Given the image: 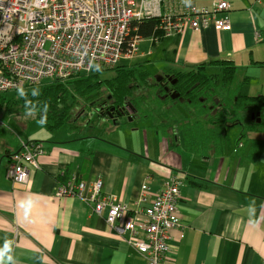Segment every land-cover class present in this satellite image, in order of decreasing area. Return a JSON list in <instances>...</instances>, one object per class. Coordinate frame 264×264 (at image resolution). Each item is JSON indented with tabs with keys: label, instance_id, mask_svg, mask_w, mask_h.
I'll list each match as a JSON object with an SVG mask.
<instances>
[{
	"label": "crops",
	"instance_id": "0c3cea01",
	"mask_svg": "<svg viewBox=\"0 0 264 264\" xmlns=\"http://www.w3.org/2000/svg\"><path fill=\"white\" fill-rule=\"evenodd\" d=\"M227 1L231 30L188 29L158 43L142 37L135 59L155 56L166 64L159 75L227 60L235 66L233 82L238 77L240 92L255 96L243 93L242 86L264 78V0ZM186 2L211 6L214 0ZM181 7L180 0H168L162 10ZM181 107L175 106L177 117L167 123L166 133L148 124L109 129L105 123L104 137L87 123L52 132L40 122L32 134L18 137L10 131L0 148V247L11 241L14 264H146L85 202L55 195L73 174L87 181L102 177L103 193L115 194L131 208L143 184L155 197L165 180L180 174L182 227L171 232L174 264H264V152L251 161L248 149L233 155L222 145L188 146L180 127L191 119ZM22 142H41L44 155L29 183L16 185L6 168ZM241 143L244 148L246 142Z\"/></svg>",
	"mask_w": 264,
	"mask_h": 264
},
{
	"label": "built area",
	"instance_id": "2783aa9c",
	"mask_svg": "<svg viewBox=\"0 0 264 264\" xmlns=\"http://www.w3.org/2000/svg\"><path fill=\"white\" fill-rule=\"evenodd\" d=\"M167 1L0 0V94L18 92L21 86L27 89L52 80L67 81L92 72L95 64L105 69L135 59L142 40L137 24L149 19L157 20L150 37L153 43L188 29L231 30L227 0H214L211 6L180 0L179 11L165 13L162 7ZM43 155L41 142H22L10 154L7 178L16 185H27ZM182 185L181 175L174 174L150 197L148 185L143 184L131 208L115 194L103 193L102 177L87 181L73 174L59 184L55 195L85 202L146 264H174L170 241L172 230L182 227Z\"/></svg>",
	"mask_w": 264,
	"mask_h": 264
},
{
	"label": "trees",
	"instance_id": "16d2710c",
	"mask_svg": "<svg viewBox=\"0 0 264 264\" xmlns=\"http://www.w3.org/2000/svg\"><path fill=\"white\" fill-rule=\"evenodd\" d=\"M156 24V19L137 24L138 34L141 37L151 36ZM213 66L221 67L222 74L209 72ZM112 69L117 74L112 79L105 80L111 91V97H108L110 109L128 107L129 112L132 111L133 121L147 123L150 127L166 133L169 129L167 123H172L177 117L172 108L180 105L186 109L191 119L183 122L181 132L186 144L196 150L199 145L221 147L228 128L241 124L240 117L246 113L251 115L247 123L248 130L256 131L264 127V95H244L240 92V86L236 90L232 89L230 86L236 69L230 61L216 60L190 70L167 71L166 73H172L176 80L173 89L180 93L177 98H172L164 92L160 93L153 76L143 64L129 68L120 67L119 64ZM101 73L102 71L93 70L67 81H48L36 87L39 90L36 96L31 94L34 89L28 91V95L23 98L18 96V92H15L17 96L12 97H7L6 93L0 94V108L8 113L34 110L37 120L52 132L65 125L76 130L80 128L79 125L85 126L88 121L80 116L78 118L81 120L76 119L73 122V110L78 99L76 97L88 101L96 98L100 101V88L104 84V80L99 78ZM67 85H71L73 91ZM149 99L151 102H147ZM97 103L104 104L105 101ZM118 108L117 110H120ZM104 116L112 127L122 125L118 123L120 120L106 113L99 115ZM42 120L45 122L42 123ZM133 121L125 124L133 125ZM250 140L251 146L247 155L251 161H257L264 152V140ZM246 145H249V141Z\"/></svg>",
	"mask_w": 264,
	"mask_h": 264
},
{
	"label": "rangeland",
	"instance_id": "374dc122",
	"mask_svg": "<svg viewBox=\"0 0 264 264\" xmlns=\"http://www.w3.org/2000/svg\"><path fill=\"white\" fill-rule=\"evenodd\" d=\"M144 64L145 68L153 75L158 76L159 74L156 73H162V67H166V64L162 63L159 60H155V56L150 57L148 60H142L141 62H138L136 59L134 60H122L120 62V67L123 68H129L138 66V64ZM118 66V65H117ZM115 66V67H117ZM114 68V67H113ZM209 72H221V67H211L209 69ZM116 71L112 68H105L102 70V73L100 74L99 78L100 80H104L103 86L100 88V101H97L95 99H90V101L85 100L83 98H78L76 102V108L73 110V116L72 120L73 122L78 119L81 120L80 117L84 120H88L87 124L92 128L93 132H99L98 134H102V136L107 137L108 133L107 131H103V128H101L103 125L109 124L107 127L110 129L111 124L107 121L102 122L101 117H99L97 112V107H99L101 104L97 102H103L108 100V97H111V91L109 90V87L106 86V81L108 79H112L114 75H116ZM240 74V73H239ZM263 77L259 76V81L253 80L252 83L249 84H243V93L245 94H252V95H259L260 93H264V82ZM154 80V79H153ZM155 81V80H154ZM70 90L73 91L71 85H67ZM38 86H32L25 89L26 92L31 91L33 89H36ZM232 89L236 90L239 88L238 86V77L234 80L233 83H231L230 86ZM15 95L14 91H10L6 93L7 97H12ZM17 96V94L15 95ZM75 98V99H76ZM147 102H151V99H149ZM171 103H169L170 105ZM168 105V106H169ZM180 106V105H179ZM181 111L183 108H180ZM179 109V110H180ZM172 110L176 113L177 112L172 108ZM27 112H30V115H27ZM86 113V114H85ZM183 113V112H182ZM36 111H17L14 113H8L5 109L0 108V148L3 147V144L6 143L5 139H7L10 134L16 133L18 137H21L22 135H25L26 133L32 134L35 132L36 127L41 126L39 121L35 118ZM85 114V118L82 117V115ZM251 115L249 113L241 115L240 120L241 124L232 125L228 128V131L225 135L222 148L225 152H230L233 155L243 153V151L247 150L251 146V140L252 138H260L264 139V127L260 128L259 130L252 131L248 130V121L250 120ZM135 125H144L147 126V123L137 122L136 120L133 121ZM183 122V121H181ZM180 124V122L178 121ZM178 124V125H179ZM182 124V123H181ZM177 125V126H178ZM243 125V126H242ZM87 126V125H86ZM125 127L130 126V124L124 125ZM133 126V125H132ZM181 126V125H179ZM87 128V127H85ZM244 130V131H243ZM12 131V133L10 132ZM242 134L244 136H242ZM245 141L246 143L249 141V145H246L244 148L240 146V142Z\"/></svg>",
	"mask_w": 264,
	"mask_h": 264
},
{
	"label": "flooded vegetation",
	"instance_id": "af4514ba",
	"mask_svg": "<svg viewBox=\"0 0 264 264\" xmlns=\"http://www.w3.org/2000/svg\"><path fill=\"white\" fill-rule=\"evenodd\" d=\"M158 77L161 78L157 80ZM153 79L155 80V84L158 85V90L160 93L164 92L166 95H171V93L174 91L173 86L175 85L176 80L172 73H164L158 76H153ZM110 105L111 104L109 102V99L106 100L104 104H101L99 107H97L96 114L101 115L106 113V115H110L112 118L116 120H121L124 116H129L132 113V111L129 112V110L127 109L128 107L125 106H122V108L116 107L114 108V110H112V108L110 109L109 107ZM117 108L120 110H117ZM85 114L82 115L83 118H85Z\"/></svg>",
	"mask_w": 264,
	"mask_h": 264
},
{
	"label": "clouds",
	"instance_id": "9594fccd",
	"mask_svg": "<svg viewBox=\"0 0 264 264\" xmlns=\"http://www.w3.org/2000/svg\"><path fill=\"white\" fill-rule=\"evenodd\" d=\"M95 70L96 71H102L101 66L99 64H95ZM32 96H36L39 94L38 89H34L32 91ZM28 93L25 91V89L21 86L18 89V96L20 98H23L27 96ZM27 115H30V112H27ZM42 123L45 122L44 120L41 121ZM12 252V245L11 241H5L3 247H0V264H14V258L10 254Z\"/></svg>",
	"mask_w": 264,
	"mask_h": 264
},
{
	"label": "water",
	"instance_id": "95a60500",
	"mask_svg": "<svg viewBox=\"0 0 264 264\" xmlns=\"http://www.w3.org/2000/svg\"><path fill=\"white\" fill-rule=\"evenodd\" d=\"M161 77H158L157 80H159ZM174 83V82H173ZM180 93L176 92V91H173L171 93V97L172 98H177L179 96ZM114 110V108L112 109ZM259 115V113L257 114V116ZM252 117H254V115H252ZM133 121V117L132 115H129V116H125L124 118H122L118 123L119 124H125V123H128V122H132ZM258 121H260V119H258Z\"/></svg>",
	"mask_w": 264,
	"mask_h": 264
}]
</instances>
